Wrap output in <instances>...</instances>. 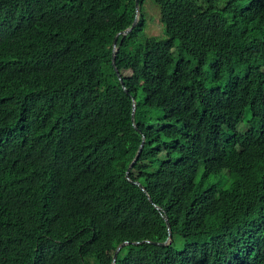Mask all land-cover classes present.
Here are the masks:
<instances>
[{
    "label": "trees",
    "instance_id": "obj_1",
    "mask_svg": "<svg viewBox=\"0 0 264 264\" xmlns=\"http://www.w3.org/2000/svg\"><path fill=\"white\" fill-rule=\"evenodd\" d=\"M152 1L0 0V264H264V0Z\"/></svg>",
    "mask_w": 264,
    "mask_h": 264
},
{
    "label": "rangeland",
    "instance_id": "obj_2",
    "mask_svg": "<svg viewBox=\"0 0 264 264\" xmlns=\"http://www.w3.org/2000/svg\"><path fill=\"white\" fill-rule=\"evenodd\" d=\"M145 10L147 14V35L150 37L162 36L164 27L160 23V15L158 12L159 10L157 9L152 0H146ZM237 71L240 76H244L247 74L248 68L246 66H239L237 67ZM156 104H161V102H158Z\"/></svg>",
    "mask_w": 264,
    "mask_h": 264
},
{
    "label": "water",
    "instance_id": "obj_3",
    "mask_svg": "<svg viewBox=\"0 0 264 264\" xmlns=\"http://www.w3.org/2000/svg\"><path fill=\"white\" fill-rule=\"evenodd\" d=\"M139 4H140V0H136V5H137V7H139ZM137 22H138L137 20L134 22V26L137 25ZM131 30H132V29H129V30L125 31L124 34H125V35L128 34L129 32H131ZM115 47H116V45H115ZM113 65H114V67H115L116 72L119 74V71H118V69L116 68V49H114V52H113ZM119 75H120V74H119ZM120 81H121L122 85L124 86L123 81H122L121 78H120ZM133 164H134V163H133ZM133 164H132V165H133ZM164 244H167V242L164 243ZM124 245H125V244H122V245L116 250L115 255H114V261H113V264H115V262H116V260H117V256H118L120 250L122 249V247H123Z\"/></svg>",
    "mask_w": 264,
    "mask_h": 264
},
{
    "label": "clouds",
    "instance_id": "obj_4",
    "mask_svg": "<svg viewBox=\"0 0 264 264\" xmlns=\"http://www.w3.org/2000/svg\"><path fill=\"white\" fill-rule=\"evenodd\" d=\"M167 244H168V242H167Z\"/></svg>",
    "mask_w": 264,
    "mask_h": 264
}]
</instances>
